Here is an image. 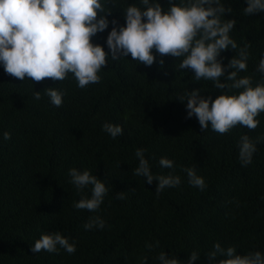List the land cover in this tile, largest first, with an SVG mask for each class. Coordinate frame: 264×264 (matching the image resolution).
I'll use <instances>...</instances> for the list:
<instances>
[{"label": "trees", "instance_id": "1", "mask_svg": "<svg viewBox=\"0 0 264 264\" xmlns=\"http://www.w3.org/2000/svg\"><path fill=\"white\" fill-rule=\"evenodd\" d=\"M229 3L233 12L226 17L236 21L230 35L250 52L248 71L240 75H254L255 83L260 79L255 66L264 53V13L247 16L245 0ZM119 7L109 19L123 24ZM111 27L94 42L104 45ZM234 55L235 50H225L224 64ZM160 58L151 66L130 54L109 59L100 82L84 89L71 74L63 81L32 82L0 66V264H158L154 257L161 250L180 259L197 250L196 264H208L205 253L217 241L236 245L241 255L264 252V112L255 129L238 124L223 134L210 126L202 130L195 116L186 118V101L176 99L186 89L203 88L213 99L221 91L211 81H195L190 69L177 72V58L165 55L163 66ZM47 87L66 90L61 106L43 94ZM35 90L41 91L40 100L34 99ZM105 122L121 125L123 134L113 139L102 129ZM5 131L11 134L7 141ZM245 134L261 138L246 167L237 147ZM137 148L146 149L154 174L172 172L181 184L157 195V182L149 185L146 177L133 175ZM165 156L174 160L173 169L159 166ZM72 167L107 180L109 192L97 212L73 207L82 194L69 183ZM185 167L205 178V190L188 183ZM121 191L123 200L116 197ZM83 194L90 196L91 186ZM92 215L106 221L104 229H84ZM50 231L75 241L76 251L33 253L31 245ZM156 241L160 247L150 251L146 244Z\"/></svg>", "mask_w": 264, "mask_h": 264}, {"label": "clouds", "instance_id": "2", "mask_svg": "<svg viewBox=\"0 0 264 264\" xmlns=\"http://www.w3.org/2000/svg\"><path fill=\"white\" fill-rule=\"evenodd\" d=\"M244 14L252 16L264 13V0H245ZM120 5H126L119 7ZM122 9L125 23L118 18L109 19L115 8ZM233 9L229 0H0V66L11 76L32 82L44 78L63 81L69 74L84 89L89 84L99 83L102 68L111 61L127 58L129 54L138 63L146 66L157 61L163 66V57L169 55L178 59L177 72L190 69L195 81H211L221 94L213 99L204 95L203 88L186 89L176 100L185 102L186 118L195 116L202 130L209 126L218 133H226L238 124L255 129L256 119L264 112V53L255 66L260 79L254 83V75H243L248 71L249 46L237 45L230 33L235 19L226 17ZM104 45L96 43L93 37L109 29ZM105 45L108 51H105ZM235 50L227 64L222 53ZM231 70V71H229ZM223 81V82H222ZM43 94L54 106H61L66 90L47 87ZM34 99H41V91L33 93ZM104 132L113 139L123 134L119 124L105 122ZM11 138L8 131L3 140ZM261 138L251 139L247 134L240 136L238 159L242 166L252 163ZM146 149L137 148L135 157L138 166L133 175L146 177L145 183H156L159 195L165 188L177 187L181 177L168 174H154ZM161 168L173 169L174 160L161 157ZM120 166V165H119ZM188 183L201 191L207 188L205 178L197 174L195 167H185ZM69 183L75 187L81 198L73 201V207L97 212L109 192L107 180L93 175L90 170L76 167L68 169ZM91 186V195L84 190ZM125 198L124 191L116 194ZM106 221L100 215L89 216L85 230L104 229ZM151 251L160 247V242L147 243ZM63 248L67 253L76 251L71 241L60 231L42 233L31 245L33 253L42 250L55 253ZM208 264H264V252L249 250L238 253L236 245L223 247L219 241L205 253ZM147 260V257L143 258ZM154 259L158 264H196L201 259L197 250L180 259L175 254L161 250Z\"/></svg>", "mask_w": 264, "mask_h": 264}, {"label": "bare ground", "instance_id": "3", "mask_svg": "<svg viewBox=\"0 0 264 264\" xmlns=\"http://www.w3.org/2000/svg\"><path fill=\"white\" fill-rule=\"evenodd\" d=\"M106 34V33H105ZM107 37V36H106ZM5 75V74H4ZM7 78H9V77H7ZM7 78H5V79H7ZM9 80V79H8ZM10 81V80H9ZM10 91V90H9Z\"/></svg>", "mask_w": 264, "mask_h": 264}]
</instances>
